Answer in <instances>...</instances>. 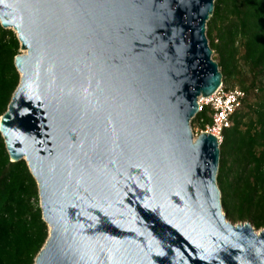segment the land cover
<instances>
[{
	"label": "water",
	"instance_id": "water-1",
	"mask_svg": "<svg viewBox=\"0 0 264 264\" xmlns=\"http://www.w3.org/2000/svg\"><path fill=\"white\" fill-rule=\"evenodd\" d=\"M216 0H0L20 83L0 132L39 187L35 264H264V228L229 220L220 141L196 134L223 73Z\"/></svg>",
	"mask_w": 264,
	"mask_h": 264
},
{
	"label": "trees",
	"instance_id": "trees-1",
	"mask_svg": "<svg viewBox=\"0 0 264 264\" xmlns=\"http://www.w3.org/2000/svg\"><path fill=\"white\" fill-rule=\"evenodd\" d=\"M207 27L210 45L220 56L223 83L228 85L240 74L241 88L255 96L252 104H246L254 116L245 123L248 115L240 109L233 125L223 131L218 173L223 208L234 223L250 221L260 230L264 228V0H216ZM216 27L218 42L213 35ZM20 47L17 33L0 23V117L20 83L15 65ZM197 120L201 129L212 123L206 111ZM48 236L38 183L24 159L11 160L0 132V264H35Z\"/></svg>",
	"mask_w": 264,
	"mask_h": 264
},
{
	"label": "built area",
	"instance_id": "built-area-1",
	"mask_svg": "<svg viewBox=\"0 0 264 264\" xmlns=\"http://www.w3.org/2000/svg\"><path fill=\"white\" fill-rule=\"evenodd\" d=\"M246 96L245 90L239 87L229 89L224 84L211 96H201L199 111L193 118H197L198 114L206 111L212 123L206 124L205 129L200 128L199 132H214L213 134L219 137L221 143L223 131L233 125L234 116L242 108Z\"/></svg>",
	"mask_w": 264,
	"mask_h": 264
},
{
	"label": "rangeland",
	"instance_id": "rangeland-1",
	"mask_svg": "<svg viewBox=\"0 0 264 264\" xmlns=\"http://www.w3.org/2000/svg\"><path fill=\"white\" fill-rule=\"evenodd\" d=\"M217 22V25L219 24V21H216ZM228 23V19H227V21H225L224 22V24H227ZM222 25H223V23H222ZM218 34V29H217V27L216 28H214V30H213V35L215 36V41L216 42H218L219 40H218V37L216 36ZM239 55H241V53L239 54ZM239 57V56H238ZM214 58H216V60L219 62V58H220V56L218 55V54H215L214 53ZM240 74H239V76L237 77V78H235V79H231L230 81H229V84L227 85V84H224V86L225 87H228L229 89H231V88H236V87H239V88H241V85H240V83H239V79H240ZM252 79V76L249 74L248 75V84L250 83V80ZM242 89V88H241ZM254 91H250V92H247V96H246V99H245V101H244V103H243V106H242V108H241V110L240 111H243V112H245V113H247V115L248 116H246V118L244 119V121H245V123H247L248 121H249V119L251 118V117H253L254 115H253V109H248V106H246V104L247 103H250V104H252L253 102H254V99H255V96H254ZM191 125H192V128H193V130H194V132L197 134H199L200 132H199V130H200V126H199V122H198V120H197V118H192V121H191ZM231 180H232V178H231Z\"/></svg>",
	"mask_w": 264,
	"mask_h": 264
},
{
	"label": "bare ground",
	"instance_id": "bare-ground-1",
	"mask_svg": "<svg viewBox=\"0 0 264 264\" xmlns=\"http://www.w3.org/2000/svg\"><path fill=\"white\" fill-rule=\"evenodd\" d=\"M214 133V132H213ZM216 135V134H215Z\"/></svg>",
	"mask_w": 264,
	"mask_h": 264
}]
</instances>
